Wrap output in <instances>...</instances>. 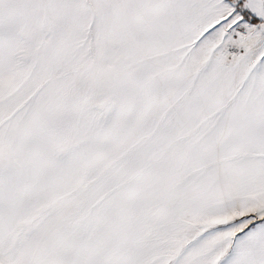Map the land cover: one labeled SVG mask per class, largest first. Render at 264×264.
<instances>
[{
  "label": "snow or ice",
  "instance_id": "6c2138e0",
  "mask_svg": "<svg viewBox=\"0 0 264 264\" xmlns=\"http://www.w3.org/2000/svg\"><path fill=\"white\" fill-rule=\"evenodd\" d=\"M0 264H264V0H0Z\"/></svg>",
  "mask_w": 264,
  "mask_h": 264
}]
</instances>
